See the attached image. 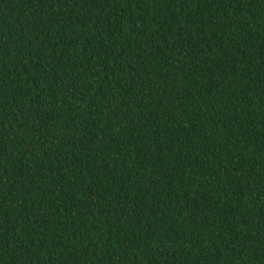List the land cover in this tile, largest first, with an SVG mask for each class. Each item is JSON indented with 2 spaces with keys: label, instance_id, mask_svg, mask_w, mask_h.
<instances>
[{
  "label": "trees",
  "instance_id": "16d2710c",
  "mask_svg": "<svg viewBox=\"0 0 264 264\" xmlns=\"http://www.w3.org/2000/svg\"><path fill=\"white\" fill-rule=\"evenodd\" d=\"M0 264H264V0H0Z\"/></svg>",
  "mask_w": 264,
  "mask_h": 264
}]
</instances>
